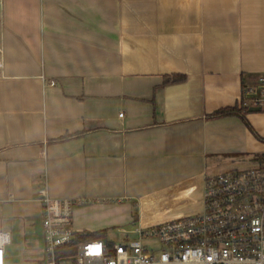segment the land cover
Masks as SVG:
<instances>
[{
  "label": "crops",
  "instance_id": "obj_1",
  "mask_svg": "<svg viewBox=\"0 0 264 264\" xmlns=\"http://www.w3.org/2000/svg\"><path fill=\"white\" fill-rule=\"evenodd\" d=\"M0 47L4 216L45 187L79 232L149 225L200 211L221 156L264 152V105L261 139L208 117L264 76V0H2Z\"/></svg>",
  "mask_w": 264,
  "mask_h": 264
},
{
  "label": "built area",
  "instance_id": "obj_2",
  "mask_svg": "<svg viewBox=\"0 0 264 264\" xmlns=\"http://www.w3.org/2000/svg\"><path fill=\"white\" fill-rule=\"evenodd\" d=\"M258 81L244 91L242 106L264 105V76ZM38 200L44 264H264V152L246 168L207 175L200 211L137 226L136 237L123 242L76 240L84 232L72 227L74 200L45 187ZM11 241L0 230V264Z\"/></svg>",
  "mask_w": 264,
  "mask_h": 264
},
{
  "label": "rangeland",
  "instance_id": "obj_3",
  "mask_svg": "<svg viewBox=\"0 0 264 264\" xmlns=\"http://www.w3.org/2000/svg\"><path fill=\"white\" fill-rule=\"evenodd\" d=\"M230 157V158H228ZM221 156L220 163L212 165V174L221 173L228 169H241L251 165L249 162L234 163L231 155ZM15 212L12 216H4L2 203L0 202V230H9L12 234V241L6 246L8 263L6 264H44L45 251L43 234L41 230V211L37 201H14ZM134 226L110 225L104 228L103 234L85 237V239L106 238L113 243L127 241L136 237L133 232ZM72 252V250H70Z\"/></svg>",
  "mask_w": 264,
  "mask_h": 264
},
{
  "label": "trees",
  "instance_id": "obj_4",
  "mask_svg": "<svg viewBox=\"0 0 264 264\" xmlns=\"http://www.w3.org/2000/svg\"><path fill=\"white\" fill-rule=\"evenodd\" d=\"M183 78L182 75H174L171 78H166L165 81H179ZM248 107L247 106H240V105H234V106H227V107H222L219 109H216L214 111H212L208 117L209 118H217V117H221V116H229V115H236L239 116L240 118H242V120L244 121V123L246 124V126L251 130V132L258 138L261 139V137L256 133V131L253 129V127L249 124V122L247 121V119L245 118V113L247 112ZM72 134H66L58 139H65L68 138L69 136H71ZM133 216L136 217V212H133ZM103 230L104 229H100L94 232H84L82 234H79L78 236H76V240L78 239H82L87 236H90V234L92 233L93 235H102L103 234Z\"/></svg>",
  "mask_w": 264,
  "mask_h": 264
},
{
  "label": "water",
  "instance_id": "obj_5",
  "mask_svg": "<svg viewBox=\"0 0 264 264\" xmlns=\"http://www.w3.org/2000/svg\"><path fill=\"white\" fill-rule=\"evenodd\" d=\"M249 111H258L260 110L259 106H250L248 108ZM10 210H11V204L10 203H5L3 205V211H4V215H10Z\"/></svg>",
  "mask_w": 264,
  "mask_h": 264
}]
</instances>
